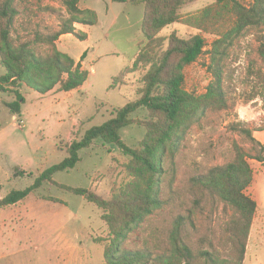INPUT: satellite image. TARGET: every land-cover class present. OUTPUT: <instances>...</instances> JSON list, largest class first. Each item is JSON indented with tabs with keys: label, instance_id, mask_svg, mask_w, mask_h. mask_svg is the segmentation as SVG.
Instances as JSON below:
<instances>
[{
	"label": "rangeland",
	"instance_id": "1",
	"mask_svg": "<svg viewBox=\"0 0 264 264\" xmlns=\"http://www.w3.org/2000/svg\"><path fill=\"white\" fill-rule=\"evenodd\" d=\"M239 1L247 6L252 3ZM213 3L196 0L180 12L188 16ZM13 5L17 10L10 28L13 42L29 43L40 56L51 54L53 47L38 40V36L62 28L64 19L70 17L65 0H15ZM79 7L95 11L97 24H76V32L86 39L65 34L55 47L89 71L83 88L64 92L57 85L49 94L41 95L24 85L20 92L26 102L17 115L6 106L16 100L15 94L0 93V198L11 190L30 186L44 170L66 158L69 146L87 130L102 125L116 108L139 98L147 69H130L141 45L146 44L142 32L144 7L130 0H81ZM83 17L91 19L89 14ZM4 25L5 21L0 20V29ZM173 32L182 38L201 34L206 39L204 53L185 70L186 90L204 95L214 79L211 51L217 36L184 23L166 27L159 36L168 38ZM261 34L264 26L249 28L235 39L222 66L227 106L207 109L192 122L174 160L169 154L165 156L161 183L164 205L130 233L126 249L148 248L155 254L168 251L174 223L183 217L182 234L189 245L197 251L215 249L220 260L231 259L224 239L233 211L207 193L202 194L192 179L234 161L237 147L250 157H264L260 144L240 131L249 129L264 145V80L254 74L258 70L264 73V60L258 53ZM165 43L167 46L168 41ZM121 73L123 80L111 88ZM3 74L5 69L0 63V76ZM145 116L142 110L133 118ZM145 134V128L137 122L122 130V138L132 148L139 147ZM80 156L76 168L54 175L57 183L86 188L109 198L126 179L130 158L116 146L97 140ZM248 161L254 180L247 193L261 208L254 219L243 264H264V163ZM18 171L24 174L16 176ZM102 213L84 197L46 184L17 205L0 210V264H101L104 246L96 239L107 235Z\"/></svg>",
	"mask_w": 264,
	"mask_h": 264
},
{
	"label": "trees",
	"instance_id": "2",
	"mask_svg": "<svg viewBox=\"0 0 264 264\" xmlns=\"http://www.w3.org/2000/svg\"><path fill=\"white\" fill-rule=\"evenodd\" d=\"M15 0H2L0 20L5 25L0 29V63L5 74L0 76V93L11 92L16 100L6 103L11 114L22 113L26 102L20 92L27 86L45 95L57 85L64 92H71L84 86L89 71L82 70L81 62L59 51L56 41L65 34L76 32V24L95 26L97 13L91 9H81V0H65L70 17L64 19L62 28L50 35H39L38 40L53 47L48 56L38 55L32 46L23 42L15 44L10 28L17 10ZM122 1L127 0H113ZM196 0H130L134 5L144 7L142 32L146 44H142L130 69H147L142 76L139 98L116 108L112 117L102 125L87 130L84 136L74 141L67 150V157L47 168L25 189L11 190L0 198V210L17 205L31 193H36L46 184L56 185L78 196L103 211L102 220L107 227L105 238L96 239L104 246V261L101 264H243L246 258L248 240L259 205L247 190L253 183L254 172L249 159L264 163V157H250L237 147V158L223 166L211 168L205 175L192 179L194 184L209 196L222 202L233 211L230 217L224 243L229 248V260H220L216 250H195L183 238L184 218L178 217L170 235L168 251L155 254L151 249L128 250L124 247L130 233L164 205L161 198V183L164 160L167 154L172 161L180 149V144L192 122L203 116L209 108H225L226 95L222 86V66L234 41L249 28L264 26V0H252L245 5L239 0H214L202 11L183 16L180 10ZM91 16L90 20L83 17ZM184 23L200 31L215 34L217 39L211 51L213 81L204 95L196 96L185 88V70L193 65L204 53L206 39L197 34L182 38L173 32L168 38L159 34L168 26ZM166 41L168 44L166 46ZM258 53L264 60V35H258ZM86 52L81 56V61ZM254 74L261 81V70ZM124 73L114 78L111 88L123 80ZM145 111V117L134 119L133 115ZM145 128L146 134L138 148H132L122 138V130L135 124ZM254 143L258 142L249 129H241ZM97 140L116 146L122 155L130 158L126 179L109 198L81 187L59 184L54 180L58 172L76 168L81 161L80 152L90 149ZM24 172H16V176ZM213 247V246H212Z\"/></svg>",
	"mask_w": 264,
	"mask_h": 264
},
{
	"label": "crops",
	"instance_id": "3",
	"mask_svg": "<svg viewBox=\"0 0 264 264\" xmlns=\"http://www.w3.org/2000/svg\"><path fill=\"white\" fill-rule=\"evenodd\" d=\"M81 88H83V86H82ZM54 89H55V88H54ZM54 89H53V90H54ZM53 90H51V91H53ZM51 91H50V92H51ZM50 92H49V93H50ZM37 93H38V92H37ZM49 93H47V94H49ZM41 95H42V94H41ZM45 95H46V94H45ZM258 205H259V208H261V205H260L259 203H258Z\"/></svg>",
	"mask_w": 264,
	"mask_h": 264
}]
</instances>
